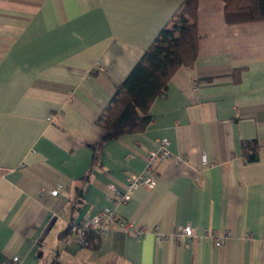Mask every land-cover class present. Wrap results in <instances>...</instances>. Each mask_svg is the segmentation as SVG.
<instances>
[{"label":"crops","instance_id":"1","mask_svg":"<svg viewBox=\"0 0 264 264\" xmlns=\"http://www.w3.org/2000/svg\"><path fill=\"white\" fill-rule=\"evenodd\" d=\"M182 2L0 0V264H264V20L199 0L197 58L146 126L108 138L98 122ZM162 138L155 186L116 199ZM105 207L142 236L115 225L79 245L70 224ZM208 229L230 237L218 247Z\"/></svg>","mask_w":264,"mask_h":264},{"label":"trees","instance_id":"2","mask_svg":"<svg viewBox=\"0 0 264 264\" xmlns=\"http://www.w3.org/2000/svg\"><path fill=\"white\" fill-rule=\"evenodd\" d=\"M230 22L264 20V0H223ZM199 0H183L170 25L165 26L134 65L98 120L108 138L143 129L150 119L152 101L163 94L172 75L182 65H192L198 55ZM248 160L257 156V146L245 143ZM97 235L89 233V244Z\"/></svg>","mask_w":264,"mask_h":264},{"label":"built area","instance_id":"3","mask_svg":"<svg viewBox=\"0 0 264 264\" xmlns=\"http://www.w3.org/2000/svg\"><path fill=\"white\" fill-rule=\"evenodd\" d=\"M172 158L170 150V141L168 138H162L159 143V149L157 152H151L147 157V167L142 174L131 175L128 178L127 190L122 192L117 187H113V193L116 199L127 202L132 198L134 190L140 186L154 187L156 184V176L152 174L151 168L158 161L169 160ZM203 161L207 163V158L204 157ZM199 177V176H198ZM53 195L59 194V189L52 191ZM115 225H120L125 232L131 233L134 236H142V230H134V226L131 222L124 220L118 216L115 211L109 207H105L100 210L97 214L90 218L82 219L78 222H73L69 226V231L74 235L75 241L81 246H88L89 241L87 236L89 233H94L97 236L104 237L109 235ZM193 230L190 226H179L174 237L181 239L184 236H192ZM208 239L212 240L214 245L220 247L230 237V232H226L220 235L217 230L208 229L204 233ZM18 261V257L15 258Z\"/></svg>","mask_w":264,"mask_h":264}]
</instances>
